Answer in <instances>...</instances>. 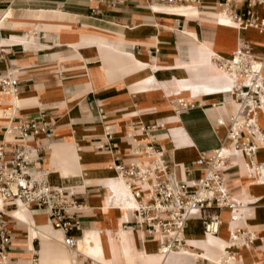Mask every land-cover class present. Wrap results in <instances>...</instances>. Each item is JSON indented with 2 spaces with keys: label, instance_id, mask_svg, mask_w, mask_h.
<instances>
[{
  "label": "crops",
  "instance_id": "crops-1",
  "mask_svg": "<svg viewBox=\"0 0 264 264\" xmlns=\"http://www.w3.org/2000/svg\"><path fill=\"white\" fill-rule=\"evenodd\" d=\"M3 15L0 76L11 73L18 83L12 93L0 89V144L16 141L5 133L9 126L48 122V136L16 142L32 151V173L47 171L50 184L74 192L80 204L73 254L49 224L46 210L4 207L7 264H128L125 250L133 264H228V256L232 264H264V183L258 181L264 169L249 162H264V147L251 158L231 157L225 171L231 196L247 207L243 219L232 221L229 210L222 209L218 235L210 239L200 219L191 217L184 248L164 257L157 240L140 235L131 214L114 204L120 180L111 167L141 160L137 151L152 145L162 149L174 179L190 182L201 176L199 170L185 172L183 165L218 147L225 126L216 120L226 125L235 108L224 93L233 83L215 58L228 59L240 42L254 55L262 54L261 21L250 24L264 15L261 2L0 0ZM258 124L264 126L263 114ZM12 148L6 146V153ZM123 185L126 198L137 203ZM237 227L244 239L249 232L254 240L225 249L229 230ZM94 246L103 260L79 249Z\"/></svg>",
  "mask_w": 264,
  "mask_h": 264
},
{
  "label": "built area",
  "instance_id": "built-area-1",
  "mask_svg": "<svg viewBox=\"0 0 264 264\" xmlns=\"http://www.w3.org/2000/svg\"><path fill=\"white\" fill-rule=\"evenodd\" d=\"M166 1L193 3L198 0ZM253 1L261 2L264 14V0ZM232 17L240 21L239 17ZM259 20L264 32V15L260 19L255 18L250 24L256 26ZM215 59L219 68L234 77L230 90L224 93L233 98L235 108L226 125L222 118L216 120L217 125L225 126V135L218 147L211 154L202 152L183 165L185 172L199 170L201 176L190 182L174 179L162 160V149L152 145L137 151L143 155L141 160L126 164L117 162L111 166L124 179L138 203L130 211L133 226L140 235L155 238L158 250L162 253L186 245L183 235L191 217L200 219L204 234L213 235H218L222 209L229 210L230 220L237 219L234 213L239 202L232 199L226 186L225 171L229 159L239 155L251 158L260 147H264V126L258 124V116L264 115V45L262 54L257 56L245 42H240L228 59ZM17 83L11 73L0 76L2 92L12 93ZM50 132L51 125L48 122L34 119L9 126L5 131L16 141L38 134L48 136ZM247 133L251 135L250 138L246 137ZM105 135L107 139L112 137L108 127ZM16 141L0 144V264H7L6 248L10 243L6 221L9 215L4 210L6 206L18 208L21 204L28 209L46 210L49 224L61 230L63 244L70 249L75 248L78 241L73 232L80 230L76 218L80 204L74 192L50 184L47 171L32 173V151ZM11 144L13 148L6 153L5 147ZM249 162L256 169H264V162L258 163L252 159ZM244 234V230L238 227L229 230V239L235 249L248 246L254 240L252 233L248 232L246 239ZM230 253L235 256L232 251Z\"/></svg>",
  "mask_w": 264,
  "mask_h": 264
},
{
  "label": "bare ground",
  "instance_id": "bare-ground-1",
  "mask_svg": "<svg viewBox=\"0 0 264 264\" xmlns=\"http://www.w3.org/2000/svg\"><path fill=\"white\" fill-rule=\"evenodd\" d=\"M225 20H228V19L225 18ZM227 22H229V21H227ZM259 26H260V24H259ZM260 29L262 30L261 26H260ZM262 31H263V30H262ZM216 65H217V64H216ZM217 67H218V66H217ZM218 69L221 70L222 73L226 74V75L231 79V81H232V83H233V81H234V77H233L232 75H229L228 72H226L225 70H223V69H221V68H219V67H218ZM231 81H230V82H231ZM7 135H8V134H7ZM246 137L250 138L251 135L247 133ZM10 138H11V136L8 135V139H10ZM251 166H252V165H251ZM254 168H255V166H254ZM255 169H256V168H255ZM256 170H259V169H256ZM253 175H254V174H253ZM255 175H256V173H255ZM118 180H120V182H118V181L115 182V184H116V186H117L116 188H117L118 196H116L115 199H114L113 201H114V204H115L116 206H119V207L122 208V213H123L124 215L128 216V214L130 213L131 209L137 207V206H138V203L133 202L132 200H128V199L126 198V195H125V193L123 192V186H124L123 183L125 184V186H127V184H126V182L124 181V179H123L121 176H118ZM258 181H259V183H264V175H262V178H259ZM112 199H113V198H112ZM131 199H132V198H131ZM232 199L236 200L233 196H232ZM113 201H112V202H113ZM237 201H238V200H237ZM0 203H1V201H0ZM111 205H112V204H111ZM115 208H116V207H115ZM109 209H112V208H109ZM117 209H118V208H117ZM119 209H120V208H119ZM235 210H236V211H235L234 215H235V217H236L237 219H236V220H232V221H239V220L243 219V218H241L242 215H240L241 212H246L247 207H244V205L239 204V206L236 207ZM243 216H244V215H243ZM235 223H236V222H235ZM241 223H242V222H241ZM52 228H54V227H52ZM233 229H234V228H231L230 230H233ZM54 230H56L57 232H59V233L62 235V243H63V234H62L61 230H58V229H56V228H54ZM205 235L209 236L210 239H212L213 237H216V236H217V235H213V234H210V233H207V234H205ZM183 236H184V235H183ZM121 241H122V239H121ZM63 246L68 250V252H69L70 254H73V253H75V252L78 251V250H77V246H76L75 248H72V249L67 248L64 244H63ZM110 246H111V245H110ZM231 247H233V242H232V241L229 239V237H228L227 244L224 246V248H225V249H229V248H231ZM183 248H184V246H181L178 250H172V251H170V252L179 251V250H182ZM79 249L81 250V252H82L83 254L86 253V254H89V255H91V256L97 258V259L103 260V259L99 256V252H97V251L99 250L98 246H94L93 248H91V249H87V250L81 249L80 247H79ZM157 251H158V253H159L160 255H162L163 257L166 256V255H169V253H170V252L162 253L161 250H158V247H157ZM140 253L142 254V252H140ZM179 253H180V252H179ZM84 255H85V254H84ZM125 255H126V259H127L128 264H133L132 258L128 256L126 250H125ZM82 256H83V255H82ZM174 256H175V255H174ZM176 256H177V254H176ZM180 260H181V259H180ZM233 260H234V258H233L232 256H228L227 259H226V261H224V263H227V261H229L230 263L228 262V264H232V261H233ZM164 262H165V261H164ZM164 262H163V263H164ZM216 262H217V261H216ZM113 264H114V263H113ZM219 264H220V263H219Z\"/></svg>",
  "mask_w": 264,
  "mask_h": 264
},
{
  "label": "rangeland",
  "instance_id": "rangeland-1",
  "mask_svg": "<svg viewBox=\"0 0 264 264\" xmlns=\"http://www.w3.org/2000/svg\"><path fill=\"white\" fill-rule=\"evenodd\" d=\"M80 263V262H79ZM88 264H91L90 262Z\"/></svg>",
  "mask_w": 264,
  "mask_h": 264
}]
</instances>
